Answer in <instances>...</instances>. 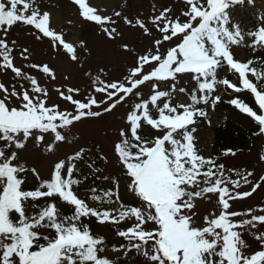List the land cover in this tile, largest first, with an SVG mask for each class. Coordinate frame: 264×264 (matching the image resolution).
<instances>
[{
    "label": "snow or ice",
    "instance_id": "1",
    "mask_svg": "<svg viewBox=\"0 0 264 264\" xmlns=\"http://www.w3.org/2000/svg\"><path fill=\"white\" fill-rule=\"evenodd\" d=\"M73 2L82 10L83 18L98 24L109 39H115L116 29L105 27L108 23H115L111 16L97 14V9L90 6L86 0H73ZM185 2L189 10L180 13V16L186 17L183 22L179 16L169 19L171 8L164 9L152 18V23L162 34V40H155L153 45L155 51L149 49L144 55L137 57L136 66L124 76L123 80L105 83L99 75L95 77L93 82L99 86L94 91L106 94L107 100L98 101L91 95L86 97V101L74 99V94L80 93L79 88H67V95L57 89L61 98L75 106L74 113L60 111L58 105L46 106L48 90L33 76L29 75L27 78L32 85L31 92L35 95H30L28 90H24L22 94L18 93L15 87L9 92L5 84L0 83V91L3 92V98H0V139L9 142L0 147V161H2L0 184L4 185L0 193V264H113L107 258L98 257V252L104 250V239L94 238L90 234L89 227L79 223L81 217L89 216L97 217L100 223L110 221L117 224L126 218L134 217L135 223L131 227L118 232L120 237L126 238L129 242L127 246L122 245L121 248L126 249L125 254L132 249L140 252L152 242L153 254L150 255L148 251L143 252L152 264H264V250L248 254L249 244L243 237V233L248 232L264 246V231H260L258 235L253 231L258 229V225H264V214H256L252 208H249L247 213L250 214V218L234 221L232 218L240 217L242 213L229 211L230 200L251 197L258 189L264 191V175L259 176L258 181L253 184L248 179L253 173L248 172L242 178L245 184L251 185V190L237 191L233 194L227 184L230 182L234 188H239L240 181L230 180L224 173L223 164L217 165L215 160L197 155L193 143V133L196 132V128L192 127L189 130V126L196 123V117H207L206 109L198 108L196 105L211 103L214 106L220 102L219 95L214 97L212 95L218 84L227 85L236 92L249 90L254 95L258 108L264 113V88L260 86L258 89L257 84L248 78L249 71L257 80L264 73L257 74L254 71L256 68H250L252 61L238 62L229 50L233 42L232 33L236 28L229 10L237 6L242 7L244 3L252 6L254 0H206L207 7L201 3V0H185ZM115 15L120 16L121 13L116 12ZM124 19L127 24L132 23L127 17ZM50 20L51 13L42 9L39 0H0V29H3L5 34L9 27L17 23L34 26L44 37L58 41L63 49L71 54V59L77 60L74 46L72 45L73 51L69 52L65 47L69 43L65 42L62 33L50 28ZM136 24L146 35H150L143 21L138 19ZM177 25L183 30L176 31ZM249 35L251 36V33ZM174 37L180 42L168 48L166 54L162 55L160 46L164 42L172 41ZM39 38L38 36L37 39ZM261 39L264 40V37ZM12 43L14 45L15 41ZM123 47L128 49L127 44ZM11 52L12 48L9 47L7 40L0 37V57L3 60V67L12 69L17 77L23 76V70L13 65ZM27 52L28 49L24 48L21 55ZM223 63L239 74L242 87L232 84L226 78L218 80L217 71ZM146 64L152 69L151 71H145ZM31 67L40 68L43 73L55 79L53 69L47 64H33ZM185 73L194 74L193 79L198 84V89L191 94L192 103L172 106L169 102H164L162 107H158L157 101L164 97L171 98L172 92L156 90L159 84L153 83L154 94L151 95L150 102L158 107V118H153L150 114L149 100L136 103L134 110L127 116L131 126V137L136 143H133L122 129L120 141L115 145L121 161L132 178L130 188L143 202L140 206L125 207L121 204V210L114 216L111 210L101 211L89 207L84 199L78 198L73 186L78 185L80 181L73 178V172L77 169L72 161L81 158L84 149L69 159L67 178L62 175L66 162L60 160L55 164L54 177L50 181L42 182L35 190H21L23 180L18 178L17 174L25 169L13 166L11 161L16 159L15 152L12 153L11 158L6 155V148L12 143H15L17 149L24 148L29 137L34 134V130L41 134L54 133L56 142L64 141L66 137L58 129L67 128L73 125L74 121H81L82 118H99L104 113H111L117 105L125 101L126 97L133 94L140 96L141 93L139 91L134 93V90L145 82L170 79L176 81L178 74ZM180 91L183 92L185 89L181 88ZM197 92L201 95L198 96ZM40 94H43V98ZM9 97L19 100L20 107H10L6 103ZM109 101L111 103H108ZM228 103L254 118L260 125L259 132L264 133V114H258L239 97L233 98ZM94 106L97 109L103 106V109L94 111ZM178 108H182L183 111L178 112ZM142 120L154 129H167V131L154 141L145 140L138 134ZM21 134L22 139H20ZM174 134L182 135L183 142ZM36 139L44 141L45 137L38 135ZM166 142L170 144V148L165 146ZM54 147V144H48V151H52ZM225 153L235 155L232 149L225 150ZM206 165L207 170L202 172ZM89 167L91 168L92 165L89 164ZM201 175L206 187H199ZM213 177H215L214 181ZM37 178H39L38 174ZM192 186L198 187L199 190H189ZM44 188L47 190H41ZM217 192L220 194L219 201L223 211L213 219L205 216L204 222L207 226H196V221L193 219L196 216L195 199L206 193ZM54 195L75 206L74 214L62 215L56 203L52 202L43 206L38 214L26 215L24 202L29 198L35 201ZM106 195L111 202V192ZM93 199L100 201L102 198L96 195ZM33 207L37 206L34 204ZM257 211L264 213V208H258ZM12 212L18 214L17 220L10 218ZM150 222L158 225L155 231L149 230ZM42 229H52L55 235H45ZM6 240L10 242L5 243ZM33 248L36 250H31Z\"/></svg>",
    "mask_w": 264,
    "mask_h": 264
},
{
    "label": "rangeland",
    "instance_id": "2",
    "mask_svg": "<svg viewBox=\"0 0 264 264\" xmlns=\"http://www.w3.org/2000/svg\"><path fill=\"white\" fill-rule=\"evenodd\" d=\"M47 1L51 2V0H39V3L43 10L51 13L50 28L64 35L65 42L69 43L65 45L69 52L73 51L72 45L74 46L77 60H72L71 54L64 50L63 46L51 37L37 39V32L39 30L35 29L34 26L17 23L9 27L6 34L3 29H0V37L7 40L9 47L12 48L11 59L13 65L20 67L24 75L17 77L12 69L4 68L2 57H0V83H4L9 92L15 87L18 93L22 94L24 90H28L30 95H35L31 92L32 85L27 78L29 75L33 76L42 87L48 90L46 106L58 105L60 111H72L73 113L75 112V106L71 102L61 98L57 89L67 95V88H79L80 93L74 94V99L86 101V97L91 95L98 101L107 100L106 94L94 91L99 86L93 82L95 77L99 75L105 83L123 80L124 76L128 75L132 68L136 66L137 57L144 55L149 49L155 51L153 47L155 40H162V34L152 23V18L159 15L164 9L171 8L172 11L169 13V19H175L179 16L183 22L186 17L180 16V13L189 10L185 0H86L90 6L97 9V14L111 16L112 20L115 21V23L105 25V27H114L116 29V33L114 34L115 39H109L100 26L90 21L88 23L82 17V10L79 9L78 5L70 6L63 0H52V3ZM201 3L205 6L206 0H201ZM229 11L231 20L236 26L232 37L233 39L238 37H242L243 39V43L236 44L231 52L239 59L245 60L248 58V55L245 54L247 49L244 48L251 47L255 38L252 36H256L259 32H264V23H262L264 22V15H260L264 13V0H254L252 6L249 3H244L242 7L237 6L235 9H230ZM116 12H120L121 15L116 16ZM124 17L131 20L132 23L127 24ZM138 19L144 22L150 35H146L144 30L136 24ZM177 29L183 30L178 25L176 26ZM250 33L251 36L249 35ZM13 41H15L14 45ZM179 41L178 38L174 37L172 41L164 42L160 46L161 54L163 55L166 49L172 47L173 44H177ZM81 42H83V46H81ZM125 44L128 45V49H124L123 45ZM24 48H27L28 52L21 55ZM24 57H27V59ZM152 63L155 64L156 62ZM33 64H47L53 69L55 79L51 75L43 73L42 69L31 67ZM144 68L146 72L152 70L147 64ZM173 85L174 81H169L160 84L159 89L156 90L171 91ZM183 85H187V88L192 91L198 87L193 76H181L178 86L182 87ZM136 91H139L141 95H130L125 99V103L117 105L111 113H104L99 118H82L81 121H74L73 125L67 128L58 129L65 135L66 139L64 141L56 142L54 133L41 134L34 130V134L29 137L24 148L17 149L15 143L6 148V155L9 158H11L13 152L16 153V159L11 161L13 166L25 169V171L18 172L17 174L18 178L23 180L21 189L32 187L41 179L50 181L54 177L55 164L60 160H65L66 162L62 175L67 178L68 161L76 153L80 152L81 149H84L81 158L74 159L72 162L76 164V168H79L81 164H84L85 157L88 158L89 164L92 165L88 169L94 171L90 178L94 177L97 183L105 190H113L114 182L117 183L118 180H122V183L123 180L130 182L127 177L129 174L124 169V164L115 147L116 143L120 141V131L123 129L129 139L133 143H136L134 138L131 137L130 122L127 121V116L134 110L135 104L142 100H149L148 107L150 114L157 117L159 115L158 107H162L163 105V102H157L158 107L155 108L150 102V97L154 94L150 83L139 87L134 93ZM189 94V91L187 94L186 92L177 90L174 96L179 102H188ZM40 95L43 98V94ZM0 98H3L2 91H0ZM6 103L10 107H20V102L15 97H9ZM108 103H111V101ZM102 109L103 106L99 109L95 108V106L93 107L94 111H102ZM145 122L141 121V128L138 129V134L145 140L154 141L161 135V132L158 129L152 128V126H148ZM38 135H43L45 140L37 141L36 137ZM193 136L197 155L209 159L211 156L210 144L213 141V133L210 128L196 129ZM177 137L182 140V135H178ZM20 139H22V134ZM8 143L0 139V147ZM48 144L55 145L52 151H48ZM165 146L171 147L168 142H166ZM33 169L35 172H33ZM96 169H99V171H96ZM224 170L225 175L230 180L240 181L239 188H234L230 182L227 184L233 194L237 191H250L251 185L245 184L242 177L246 176L248 172H252L253 175L248 177V179L254 184L258 181L259 176L264 175L263 141L260 140L255 149L250 153L242 152L238 155H233L228 160ZM37 174L39 178H37ZM79 175L80 172L74 170L73 178L78 179L77 176ZM3 186V184H0V193H2ZM80 186H83L82 182ZM223 186L221 185V187ZM77 187V185H74L73 191L78 198H82L85 190H79ZM199 187H206V185L201 181ZM189 190L196 191L199 188L192 186ZM219 195V192L206 193L202 197L195 199L194 211L196 216L193 219L196 221V226H207L204 222L205 216L213 219L221 214L223 208L219 201ZM58 197V195H54V201L59 208L73 206ZM229 203V211L242 213L240 217H233L234 221L250 218V214L247 213V209L249 208H252L256 214H264L257 211L258 208H264V191L258 189L251 197L243 200H230ZM117 207L118 204H116V209ZM33 212L34 208L26 209V215L28 216H32ZM10 218L17 220L18 214L12 212L10 213ZM134 223L135 218L133 217L126 228L119 231L126 230ZM150 224L149 230L155 231L158 228V225L151 222ZM99 228L104 235L108 237L115 236L108 227ZM217 231L221 230L217 229ZM253 231L258 235L260 231H264V225H258V229H253ZM243 237L249 244L248 254H254L257 250H264V246L259 241H256L250 233L244 232ZM7 242L10 241L6 240L5 243ZM150 245L147 248L141 249L140 252H136L139 255L137 258L139 259L138 264H152L143 255L144 251H148L150 255L153 254L152 249L149 247ZM99 255L101 258H107L113 262V258L118 253L107 251Z\"/></svg>",
    "mask_w": 264,
    "mask_h": 264
},
{
    "label": "trees",
    "instance_id": "3",
    "mask_svg": "<svg viewBox=\"0 0 264 264\" xmlns=\"http://www.w3.org/2000/svg\"><path fill=\"white\" fill-rule=\"evenodd\" d=\"M65 3H71L70 0H63ZM50 2V1H47ZM52 3V0L51 2ZM263 37L262 35L258 36L257 39L254 42L253 51L251 52V55L249 57L248 61H252L250 64V68H256L254 71L259 73H264V40L261 39ZM226 63H223V65L218 68L217 71V77L219 79H228L231 83L233 82V79L235 77H238V74L235 73L234 70H230L227 73L226 76H219V72L221 69H224L226 67ZM250 74H253L249 71ZM254 75V74H253ZM254 83L257 84L258 89L264 86V75L260 77L259 80H257L256 76L254 75ZM233 84V83H232ZM237 86H241V83L238 82L236 84ZM224 89L226 90V95L222 98L219 106H217L216 111L218 113L225 115V121L222 125H220L218 128H216V141L213 146V154L212 158L216 161V164H223L226 167V164L228 160L233 156L231 153H225V150L232 149L235 152V155H238L242 152L250 153L252 152L260 140H262L263 133L259 132L260 125L258 122L254 120V118L248 116L247 114H244L243 112L239 111L235 106L228 103V101H231L233 98L239 97L243 102L249 104L255 111H257L258 114H262L261 110L258 108L257 103L254 99V95L249 90H242L240 92H236L232 88L228 87L227 85H223ZM187 89V87L185 88ZM215 90L213 91L212 95L214 94ZM178 111L182 112V108H178ZM201 118L205 119L206 117H196V123L194 124V127H199L197 123L202 122ZM166 130V129H163ZM134 150V149H133ZM136 150V149H135ZM187 166V165H186ZM124 169H126V166H123ZM224 167V169H225ZM89 168V159L85 157L84 164H81L79 168H77V171L80 172L79 175V181L84 183V186L81 187L79 184L78 188L81 190H85V196L84 200L87 203V200L91 198L94 201L93 208H97L98 210H111L112 215H118V212H114V206L118 198H120L119 202V210H121V204H123L125 207H131V206H140L143 202L142 200L132 191L130 188L132 178L127 175L130 182H125L123 180H118L117 183L114 182V189L110 190L111 192V202H109L107 193L109 191L105 190L99 183H97V180L93 177L90 178L91 175H93V172ZM207 170V165L205 166L203 171ZM215 171V168L213 169ZM225 171V170H224ZM200 181L203 182V176L199 177ZM215 177H213L214 181ZM46 180L38 181L34 186L24 188L23 190H35L39 185ZM87 185V186H86ZM41 190H47L46 188ZM99 195L101 198L106 197V200L102 202V199L100 201H97L93 199L94 196ZM54 201L53 197H45V198H39L35 201L31 200L29 198L28 201L24 202L25 209H32L34 208L33 215L38 214L39 211L43 206H45L48 203H52ZM56 203V202H55ZM36 205L37 207H33V205ZM88 204V203H87ZM57 205V203H56ZM106 205V207H105ZM57 208L59 212L62 215H72L75 212V208L72 206H67L66 208H59L57 205ZM131 219H125L124 221H121L119 224L105 221L103 223L98 222L97 217L89 216V217H81L80 224H86L89 227L90 234L93 235L94 238H103L104 239V250L101 252H98V257H100V253L107 252V251H113L118 253L116 257L113 259V264H138L139 259L137 251L135 249H132L130 251H127L125 248H121L122 245L127 246L129 244L128 240L124 237H120L118 235V231L121 229L126 228L128 223ZM99 227H108V229L115 234L114 237H108L104 235V233L101 232ZM131 227V226H129ZM43 234L45 235H55L54 230L52 229H42L41 230ZM43 242V241H41ZM134 243L136 241H133ZM100 247V246H98ZM151 249V245L149 246ZM31 250H36L35 248ZM101 258V257H100Z\"/></svg>",
    "mask_w": 264,
    "mask_h": 264
},
{
    "label": "bare ground",
    "instance_id": "4",
    "mask_svg": "<svg viewBox=\"0 0 264 264\" xmlns=\"http://www.w3.org/2000/svg\"><path fill=\"white\" fill-rule=\"evenodd\" d=\"M94 3H96V2H94Z\"/></svg>",
    "mask_w": 264,
    "mask_h": 264
}]
</instances>
